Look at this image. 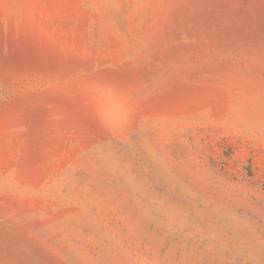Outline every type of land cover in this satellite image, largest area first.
<instances>
[{
	"label": "rangeland",
	"instance_id": "1",
	"mask_svg": "<svg viewBox=\"0 0 264 264\" xmlns=\"http://www.w3.org/2000/svg\"><path fill=\"white\" fill-rule=\"evenodd\" d=\"M0 264H264V0H0Z\"/></svg>",
	"mask_w": 264,
	"mask_h": 264
}]
</instances>
